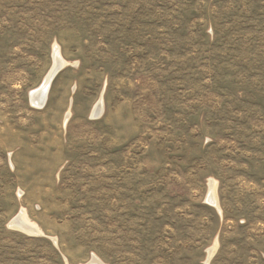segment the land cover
<instances>
[{"label":"rangeland","instance_id":"1","mask_svg":"<svg viewBox=\"0 0 264 264\" xmlns=\"http://www.w3.org/2000/svg\"><path fill=\"white\" fill-rule=\"evenodd\" d=\"M94 259L264 264V0H0V264Z\"/></svg>","mask_w":264,"mask_h":264},{"label":"bare ground","instance_id":"2","mask_svg":"<svg viewBox=\"0 0 264 264\" xmlns=\"http://www.w3.org/2000/svg\"><path fill=\"white\" fill-rule=\"evenodd\" d=\"M53 59H54V65L50 72L47 74L43 82L35 89H33L30 92V98L32 100L33 106H35L38 109H42L45 107L48 101V96L50 92L51 85L56 78V76L61 72V70L68 65V62H66L63 57L60 54L59 47L57 45L54 46L53 51ZM103 114V100L100 99V101L96 104V106L93 109L92 116H101ZM69 116V115H68ZM67 116V117H68ZM209 201L217 206V199L213 192V187L210 189V196ZM11 225L15 226L16 228L29 233V234H41L42 232L38 229L36 225H34L24 214V212H21L12 222ZM214 249L210 250V253ZM210 254V255H211ZM94 262H97L98 264H102L99 260L94 259Z\"/></svg>","mask_w":264,"mask_h":264},{"label":"water","instance_id":"3","mask_svg":"<svg viewBox=\"0 0 264 264\" xmlns=\"http://www.w3.org/2000/svg\"><path fill=\"white\" fill-rule=\"evenodd\" d=\"M30 102L32 103V100H31V98H30ZM33 105V104H32Z\"/></svg>","mask_w":264,"mask_h":264}]
</instances>
